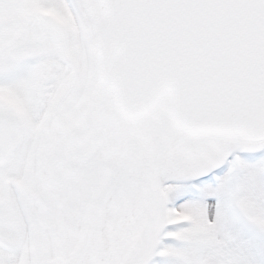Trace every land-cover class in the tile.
Listing matches in <instances>:
<instances>
[{
  "label": "snow or ice",
  "instance_id": "snow-or-ice-1",
  "mask_svg": "<svg viewBox=\"0 0 264 264\" xmlns=\"http://www.w3.org/2000/svg\"><path fill=\"white\" fill-rule=\"evenodd\" d=\"M0 264H264V0H0Z\"/></svg>",
  "mask_w": 264,
  "mask_h": 264
}]
</instances>
